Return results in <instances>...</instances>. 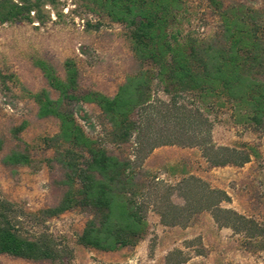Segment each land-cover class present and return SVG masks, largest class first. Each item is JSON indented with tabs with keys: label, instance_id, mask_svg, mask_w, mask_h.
Masks as SVG:
<instances>
[{
	"label": "trees",
	"instance_id": "1",
	"mask_svg": "<svg viewBox=\"0 0 264 264\" xmlns=\"http://www.w3.org/2000/svg\"><path fill=\"white\" fill-rule=\"evenodd\" d=\"M89 1L128 29L139 70L112 97L94 91L78 97L79 71L72 60L65 62L64 80L51 65L37 62L49 87L58 93L52 99L43 90L35 100L41 118L54 117L60 123L59 133L46 142L57 147L68 189L57 205L34 214L5 199L0 191V254L71 264L73 253L67 246L50 233L31 235L26 228L32 219L42 222L75 208L90 216L78 243L104 252L135 247L146 233L150 209L165 227L187 228L207 212L220 228H230L250 242L263 240V225L224 207L231 203L225 190L193 175L171 186L156 181L143 165L156 148L172 145L198 148L211 168L242 167L250 162L251 148L215 145L205 107L212 100L213 104H231L238 121L264 131V9L209 0L219 19L218 30L200 38L182 28L188 0ZM59 2L0 0V25L44 24L50 18L48 7L55 8ZM154 85L167 100L153 95ZM64 101L99 107L107 120L106 139L89 137L77 119L94 128L83 107L77 114L65 111ZM126 145L133 148L131 155H117L108 147ZM3 146L0 138V151ZM3 163L30 165L31 159L24 152H12ZM174 194L183 198V205L172 201ZM176 253L180 256L172 260L175 254H170L167 264L186 262L182 252Z\"/></svg>",
	"mask_w": 264,
	"mask_h": 264
},
{
	"label": "rangeland",
	"instance_id": "2",
	"mask_svg": "<svg viewBox=\"0 0 264 264\" xmlns=\"http://www.w3.org/2000/svg\"><path fill=\"white\" fill-rule=\"evenodd\" d=\"M223 1L226 5L236 2L264 9L263 0ZM48 16L49 20L41 25H0V138L4 142L0 151V191L5 199L29 214L57 205L68 189L67 171L58 161L57 147L46 142L59 133L60 123L54 117L41 118L35 100V95L43 90L49 91L52 99H57L58 93L49 87L37 62L48 63L64 80L65 62L72 60L79 71V89L75 92L78 97L92 91L112 97L139 70L128 29L112 21L89 0H60L55 8L48 7ZM218 25L209 0H188L182 22L185 33L208 38L217 32ZM153 95L167 100L157 85L153 86ZM212 101L205 112L213 123V142L217 146L251 148L250 162L242 167L211 168L198 148L172 145L156 148L143 169L156 181L171 186L191 175L202 178L229 194L231 203L224 207L264 226V131L256 130L247 121H238L231 104ZM79 107L94 125L90 127L77 116L87 135L104 141L108 125L99 107L77 101H64L62 105L65 111L75 114ZM108 147L117 155L133 152L131 145ZM12 152L28 154L31 164H4V157ZM172 201L184 204L177 194ZM89 218L88 212L75 208L42 222L32 219L26 229L31 235L50 233L67 246L73 253L71 264H167L170 254H175L172 260L180 256L178 251L187 259L183 264H264V239L250 242L230 228H220L207 212L198 215L187 228H181L163 226L150 209L146 233L138 244L113 252L78 243ZM0 264L48 263L0 254Z\"/></svg>",
	"mask_w": 264,
	"mask_h": 264
}]
</instances>
